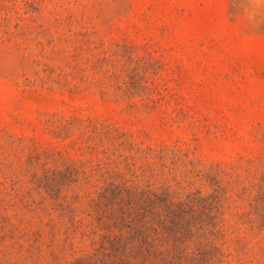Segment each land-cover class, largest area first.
I'll use <instances>...</instances> for the list:
<instances>
[{"label":"rangeland","instance_id":"374dc122","mask_svg":"<svg viewBox=\"0 0 264 264\" xmlns=\"http://www.w3.org/2000/svg\"><path fill=\"white\" fill-rule=\"evenodd\" d=\"M0 264H264V0H0Z\"/></svg>","mask_w":264,"mask_h":264}]
</instances>
